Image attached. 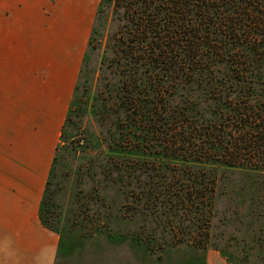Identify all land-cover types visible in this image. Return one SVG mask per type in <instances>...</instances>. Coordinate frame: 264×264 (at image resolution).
I'll list each match as a JSON object with an SVG mask.
<instances>
[{"label":"rangeland","instance_id":"obj_1","mask_svg":"<svg viewBox=\"0 0 264 264\" xmlns=\"http://www.w3.org/2000/svg\"><path fill=\"white\" fill-rule=\"evenodd\" d=\"M51 1L54 33L0 41V230L42 224L57 243L48 264H264V170L218 168L209 233L161 199L146 206L145 192L162 179L136 169L134 159L129 167L120 152L114 62L123 22L115 0L89 7L94 18L80 53L76 21L94 1ZM54 88L63 101L54 102ZM49 198L53 227L41 214Z\"/></svg>","mask_w":264,"mask_h":264},{"label":"trees","instance_id":"obj_2","mask_svg":"<svg viewBox=\"0 0 264 264\" xmlns=\"http://www.w3.org/2000/svg\"><path fill=\"white\" fill-rule=\"evenodd\" d=\"M115 9L123 160L162 179L146 206L161 199L209 233L218 168L264 170V0H115ZM50 200L41 214L53 227Z\"/></svg>","mask_w":264,"mask_h":264},{"label":"crops","instance_id":"obj_3","mask_svg":"<svg viewBox=\"0 0 264 264\" xmlns=\"http://www.w3.org/2000/svg\"><path fill=\"white\" fill-rule=\"evenodd\" d=\"M2 1L3 3H0V16H3V13L5 15L2 18L3 21L0 17V26L1 24L5 25L0 27V41L3 40L4 37H7L8 39L14 41L25 40L31 37L29 35L30 33L41 34L44 31V33L49 34L51 33V30L53 31V28L50 26L51 23H49L50 19L52 18V16H49L51 14L49 12L52 6L51 0H31L29 4H23L21 0H19V2L17 1L16 4H13L14 1L11 0ZM93 1L94 2L92 6L91 4H89V6L87 7L88 10L90 9L89 15L87 16V11L84 14L83 19H77L78 21H76L80 23L81 27L76 26V24L74 25L76 26V34H81V42L77 44H80L77 48L79 53L85 45L86 39L89 36V30L93 22L94 9L89 8L94 7L96 0ZM85 22L87 24L86 26ZM8 24L12 25L10 26ZM24 24H27L29 27H24ZM76 38L79 39L78 36ZM1 50H3V48H0V51ZM0 55L2 56L5 54L3 53V51H1ZM2 88L3 87H1L0 80V97H4ZM54 93V102H57L59 100L61 101L63 99L64 94L61 95L60 93H58L57 88H54ZM70 93L72 94V89L70 90ZM37 95L40 96L39 92H37ZM31 97L34 96L31 95ZM51 97L53 96L51 95ZM5 117L6 116H4V118ZM46 231V228H44L42 224L32 225V223L30 222L23 221H19V223H13L9 232L8 229L5 231L0 230L1 262L7 264H17L23 258H29L32 259V264H41L42 262L44 264H48L54 257V251L57 243L55 240L53 243L48 241L50 237L49 234L52 233ZM9 236H11L10 239L8 238Z\"/></svg>","mask_w":264,"mask_h":264}]
</instances>
